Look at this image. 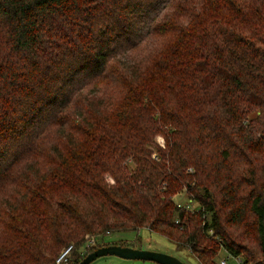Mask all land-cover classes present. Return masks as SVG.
<instances>
[{
    "label": "trees",
    "instance_id": "obj_1",
    "mask_svg": "<svg viewBox=\"0 0 264 264\" xmlns=\"http://www.w3.org/2000/svg\"><path fill=\"white\" fill-rule=\"evenodd\" d=\"M140 228L264 264V0H0V264Z\"/></svg>",
    "mask_w": 264,
    "mask_h": 264
},
{
    "label": "rangeland",
    "instance_id": "obj_2",
    "mask_svg": "<svg viewBox=\"0 0 264 264\" xmlns=\"http://www.w3.org/2000/svg\"><path fill=\"white\" fill-rule=\"evenodd\" d=\"M154 144H152V147L154 148V151H156V147L163 148L165 146V141L162 137V135L158 134L154 138ZM156 152H153L152 155H155ZM129 168L133 166V164L128 165ZM188 191L187 189L181 190L177 195H175L173 198L175 201H181L183 205H185L186 209L193 210L197 206V203L195 200H192L188 198L187 195ZM251 220V217H250ZM229 229H235V227L232 224L228 225ZM233 231V230H232ZM211 232V231H210ZM139 239V240H138ZM105 240L108 242H125L130 243L131 245H138L141 246L143 249L147 250H155L162 253H167L170 255L175 256L176 258L183 260L187 264H200V261L197 259L195 255H193L189 249L185 246H178L175 244L174 241L166 237L165 235H161L155 231L150 230L149 228H140L138 230L133 231H118L116 233L108 234L105 237ZM138 240V241H137ZM93 239H90L86 242L85 247L87 246H94ZM220 258L227 259L226 264H241L238 263V257H234L231 254H229L226 250L220 249L217 254L216 260H219ZM64 264H69V262H61ZM89 264H160L156 261L152 260H141V259H126L122 258L120 256L115 255H103L100 257L95 258Z\"/></svg>",
    "mask_w": 264,
    "mask_h": 264
},
{
    "label": "water",
    "instance_id": "obj_3",
    "mask_svg": "<svg viewBox=\"0 0 264 264\" xmlns=\"http://www.w3.org/2000/svg\"><path fill=\"white\" fill-rule=\"evenodd\" d=\"M103 255H115L126 259H141L152 260L160 264H187L183 260L176 258L173 255L162 253L155 250H147L141 247L108 243L103 246L96 247L89 251L84 257H82L77 264H89L92 260Z\"/></svg>",
    "mask_w": 264,
    "mask_h": 264
},
{
    "label": "built area",
    "instance_id": "obj_4",
    "mask_svg": "<svg viewBox=\"0 0 264 264\" xmlns=\"http://www.w3.org/2000/svg\"><path fill=\"white\" fill-rule=\"evenodd\" d=\"M71 249V247L69 246V247H67L61 254H60V256L58 257V260L59 259H61V258H63V256L64 255H66L68 252H69V250ZM238 260V263H241V264H243V261H242V259H239V258H237ZM227 259L225 258V259H219L218 260V262H219V264H226L227 263ZM245 264H251V263H245Z\"/></svg>",
    "mask_w": 264,
    "mask_h": 264
},
{
    "label": "crops",
    "instance_id": "obj_5",
    "mask_svg": "<svg viewBox=\"0 0 264 264\" xmlns=\"http://www.w3.org/2000/svg\"><path fill=\"white\" fill-rule=\"evenodd\" d=\"M220 259H223V258H220Z\"/></svg>",
    "mask_w": 264,
    "mask_h": 264
}]
</instances>
